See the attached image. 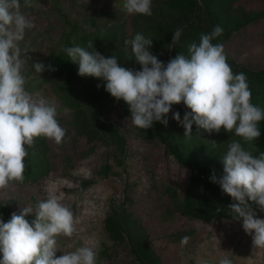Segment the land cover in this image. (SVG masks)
<instances>
[{
	"label": "clouds",
	"instance_id": "9594fccd",
	"mask_svg": "<svg viewBox=\"0 0 264 264\" xmlns=\"http://www.w3.org/2000/svg\"><path fill=\"white\" fill-rule=\"evenodd\" d=\"M24 7H31V0H24ZM123 9L128 14L151 16L152 0H124ZM33 27V21L21 11L20 0H0V190L13 182H24V160L36 138L60 144L66 133L56 118V106L25 87L23 70L31 58L27 52L22 55L20 42ZM182 32H173L171 47L180 41ZM222 33L220 25L214 26L200 34L198 43L187 45V55L179 52L165 63L149 51L153 39L137 32L124 40V51L130 47L129 59L135 58L139 70L120 66L114 55L106 58L94 49L93 41L86 48L73 45L64 51L78 64V75L102 79L105 90L128 105L136 127L148 129L154 122L166 126L172 105L183 102L190 111L183 119L179 112H173L172 118L182 124L184 137H191L195 123L209 133L223 128L251 143L260 136L264 111L252 103L246 74H234L223 45L213 43ZM45 67L43 62H33L37 73ZM221 160L223 175L218 178L213 173L210 180L236 201L228 209L235 219H242L253 246L264 248V218L258 217L249 203L254 202L264 212V152L253 155L240 141L232 140ZM28 216L34 218L29 221ZM75 224L72 210L52 193L35 207L12 212L7 222L0 218V264H97V250L87 242L72 251L58 248L56 238L73 236ZM58 250L62 253L59 256ZM219 264L232 261L225 255Z\"/></svg>",
	"mask_w": 264,
	"mask_h": 264
},
{
	"label": "rangeland",
	"instance_id": "374dc122",
	"mask_svg": "<svg viewBox=\"0 0 264 264\" xmlns=\"http://www.w3.org/2000/svg\"><path fill=\"white\" fill-rule=\"evenodd\" d=\"M22 1L21 11L33 21L34 27L26 30L20 48L22 55L27 52L26 55L37 62H43L50 51L61 46L64 34L71 28L70 22L77 24L76 38L90 31L91 39L95 31L90 24L93 7L118 17V26L124 22L121 27L126 37L130 38L135 32L130 23L134 14L123 9L124 0H31V7H24ZM158 3L152 0V9ZM232 7L257 10L264 7V0H235ZM101 17L99 26L104 23ZM113 23L110 20L106 24ZM220 43L227 57L237 63L252 68L264 66V16L235 30ZM23 75L28 91L39 93L56 106V118L66 133L60 144L45 138L48 172L33 182H13L7 189L0 190V201L8 203L11 211L16 212L25 206L35 207L50 193L60 197L61 203L72 210L76 221L73 236L56 238L61 251H72L87 242L97 250V264H138L125 241L114 243L104 232L108 208L122 203L138 218L159 256V264H219L225 255L232 264H264V248L253 246L252 235L244 231L242 219L204 221L168 211L172 205L165 186H175L181 194L188 170L166 152L159 139L141 137L131 117L122 114L116 101L109 116L126 136L124 155L113 151L112 144L99 139L89 141L85 134L76 132L71 107L65 104L61 88L43 78L44 71L32 70L28 60ZM105 162L111 165L108 176L98 172ZM83 179L95 181L84 188L80 187ZM61 251L56 255H61Z\"/></svg>",
	"mask_w": 264,
	"mask_h": 264
},
{
	"label": "trees",
	"instance_id": "16d2710c",
	"mask_svg": "<svg viewBox=\"0 0 264 264\" xmlns=\"http://www.w3.org/2000/svg\"><path fill=\"white\" fill-rule=\"evenodd\" d=\"M235 0H154L158 5L152 9L151 16L134 14L130 19L133 38L140 30L146 38L153 39L149 51L161 61L167 63L179 52L187 55V45L190 42H199L200 34L212 31L213 27L220 25L223 28L221 36L213 43H220L227 39L235 30L244 25L256 22L264 16V7L257 10H245L232 7ZM24 3V1H22ZM103 25H98L99 17ZM118 17L110 16L101 8L93 7L90 15V24L95 27L93 37L84 31L76 38L77 24L70 22L71 28L64 34L61 46L53 49L44 58L46 66L43 78L50 80L61 88L66 103L72 109V123L77 133H83L87 139H99L105 144L113 145V151L124 155L126 152V136L117 123L110 118L115 106V101L123 110V115L130 116L128 105L121 99L116 100L104 88L102 79L90 76L78 75V64L69 60L64 48L73 45L87 47L89 41H93V47L106 58L112 55L118 59V64L125 68L139 70L140 65L135 58L129 59L131 49L124 51V40L130 39L124 35L122 24L118 26ZM113 20V25H107ZM182 29L180 41L171 47L173 32ZM117 30L120 32L118 33ZM74 33V35H72ZM32 58L29 67L33 68ZM233 73L246 74L247 83L252 92V103L264 111V66L252 68L242 63H237L227 57ZM51 66L52 69L49 70ZM35 71V70H34ZM100 87H97V85ZM190 111L183 102L172 105L167 114L168 123L165 126L160 122H154L148 129L137 128L138 134L145 138H157L163 144L167 153L171 154L181 165L187 168L189 176L187 182L179 194L177 188L166 185L165 188L171 198L172 207L168 211L180 212L188 217L209 221L213 218L235 219V214L228 209L232 203H236L228 194L224 193L219 184L210 180L213 173L219 178L223 175V163L221 157L226 151L227 144L232 140H238L246 150L253 155L264 152V120L259 123L260 136L248 143L236 136L234 132H225L221 128L219 133L207 132L198 129L193 123L192 135L184 137L182 124L172 118L173 112H179L181 119L185 112ZM131 117V116H130ZM213 141L216 146L213 145ZM47 143L44 137L36 138L35 145L28 148V156L25 157L24 182H33L48 172L45 151ZM122 162V160H120ZM111 165L103 163L98 172L102 176H108ZM95 179H83L80 187H87ZM23 182V183H24ZM256 211L258 217L264 216L254 202H249ZM17 213L19 211H16ZM12 211L8 203L0 201V218L5 222L10 219ZM34 217L28 216L31 221ZM106 236L114 243L128 244L129 253L138 264H159V256L152 248L148 235L140 226L138 218H135L122 203L112 204L104 217L103 224ZM105 248V247H104ZM107 248V247H106ZM105 248V249H106ZM104 249V250H105ZM103 250V251H104ZM102 251V252H103Z\"/></svg>",
	"mask_w": 264,
	"mask_h": 264
}]
</instances>
